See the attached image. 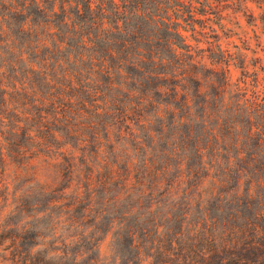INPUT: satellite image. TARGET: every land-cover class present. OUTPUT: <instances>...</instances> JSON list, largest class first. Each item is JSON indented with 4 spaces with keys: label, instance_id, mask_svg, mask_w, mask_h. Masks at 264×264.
<instances>
[{
    "label": "rangeland",
    "instance_id": "374dc122",
    "mask_svg": "<svg viewBox=\"0 0 264 264\" xmlns=\"http://www.w3.org/2000/svg\"><path fill=\"white\" fill-rule=\"evenodd\" d=\"M208 1L139 0L142 6L147 7V14H152L154 18L148 22L130 15L127 23L129 28L137 25V32L145 34V38L150 34L146 41L139 43V52H147L150 48L154 56L163 57L162 62L157 61L156 70L163 69L168 73L164 87L153 90V99L163 103L162 110L166 108L164 102L171 103V106L168 107V112L162 111L160 118H151L149 123L154 130L149 131L150 134L154 133L157 137L155 130H162L161 141L156 148L159 153L158 163H163L167 158L170 164L161 183L151 186L149 182L145 185L142 189L146 191L140 199H136L134 194L118 196L115 202L102 206L99 203L102 200L96 199L103 196L99 191L96 198L91 194L90 198L82 195L72 199V187L77 185L76 177L71 175V178H67L63 166L55 164L49 158L31 160L27 170L19 169L25 174L19 173L16 180L13 179L14 166H6L0 182V264H47L46 261L54 264H151L157 262L158 256L168 264H190L191 261L192 264H222V261L234 264L235 261L255 256L264 259V233H261V228L255 234L249 227L247 229L242 225L256 211V193L264 198V184H258L256 188L252 185V189H255L251 193L254 198H249L246 194L250 181L246 177L237 186L240 194L230 193L227 197L223 195L220 200L216 196L218 193L205 197L204 191H196L203 178L200 170L208 160L203 156L200 162V155L196 151L198 146H204L199 144L206 139L209 130L215 128L214 133L219 132L220 126L216 121H223L220 104L234 106L235 121L241 126H246V110L247 116L254 123H260V119H264V0ZM190 2L192 7L189 6ZM51 4L52 0L40 3L38 13L29 6L25 15L32 14L31 20L35 19L37 22H50L47 28L55 33V45L59 47L57 55L66 56L72 52V61L77 49L89 55L76 42L78 34L74 37L67 26L69 24L72 28L73 23H76V30L79 32L81 24L85 32L91 24L89 12L80 4L81 14L72 13V20L64 22L62 11L57 5L54 14L44 11L43 6ZM177 5L179 9L173 8ZM74 6L76 4L72 7ZM70 9L67 6L65 15L69 14ZM14 22L15 28L23 23L20 19ZM107 30L110 31V28ZM113 35L118 40V34L109 33L107 37L113 40ZM111 43L114 45L113 41ZM119 44H115L116 47ZM45 45L50 46V51L54 48L52 43ZM92 47H105L102 37L98 43L92 44L89 51ZM40 50L43 51L44 47ZM153 85H156V81ZM180 103L186 105L184 109L188 115L192 114L194 117L197 114L198 120L194 117L193 120L184 121L180 125L181 129L176 130L177 123L170 125V116L171 110L176 111ZM214 103L217 104L215 108ZM188 105L199 106L191 112L187 110ZM27 110L32 112L33 108L28 107ZM182 111L183 108L178 115ZM240 115L243 119H239ZM201 116L205 125L200 120ZM226 116H232V112H227ZM108 120V117H102L99 123L101 130ZM190 125L193 128V139L174 148L171 143L164 145L167 139L171 140L173 132V136H176L174 138L178 140L182 134L186 135ZM202 126L206 129L205 133H201ZM195 137L201 140L198 141ZM219 141L223 149V141ZM252 143L250 140L248 145L251 151ZM163 148L165 153L161 156ZM89 166L92 167V164ZM189 166L194 171L191 175ZM238 168L243 167L240 165ZM33 173L39 182L50 185L55 183L52 185L59 189L70 183V187L66 189L70 197L52 204L48 199L55 195L39 192L35 186L24 187V180H29ZM232 175L237 174L233 172ZM7 183L13 194L4 199ZM234 184V180H230L220 190H229ZM203 185L205 190L211 191V184ZM108 187L109 196L119 191V187L114 184ZM48 189L52 190L51 186ZM22 191L26 193L23 194ZM218 191L219 189L215 192ZM167 213L169 221L165 218L164 227L156 228L162 215ZM204 215L207 225H198L195 232L198 239L193 242L199 249L207 246L201 238L210 231L212 222H219V227L220 221H228L229 224L234 222L235 226L233 231L218 233V236L224 234V240H229L220 242L217 236L218 246L225 245V250L222 249L217 254L211 253L202 260L188 249L182 251L183 243L179 239L183 236H178L175 232L182 223L186 229L194 230L196 222ZM148 223H152L151 228L140 229L135 234L128 229V224L147 226ZM254 234L260 240L259 245L244 247L250 238L256 240Z\"/></svg>",
    "mask_w": 264,
    "mask_h": 264
},
{
    "label": "trees",
    "instance_id": "16d2710c",
    "mask_svg": "<svg viewBox=\"0 0 264 264\" xmlns=\"http://www.w3.org/2000/svg\"><path fill=\"white\" fill-rule=\"evenodd\" d=\"M46 1L49 0H0V182L6 166H14L13 179L16 180L19 173L25 174L21 170H27L31 160L44 157L63 166L67 178H71V175L76 177L77 185L72 187V199L82 195L90 198L91 194L96 198L98 191L103 194L102 198H96L102 200L99 202L102 206L115 202L118 196L134 194L136 199H140L146 191L142 188L149 182L151 186L155 183L159 185L170 169L167 158L161 164L157 161L159 153L156 148L161 141L162 130H155L157 137L154 133H149L152 130L149 124L151 118H160L162 111L168 112V107L171 106V103L164 102L166 108L162 110L163 103L153 99V90L164 87V80H167L168 73L163 69L156 70L157 61L162 62L164 58L154 56L150 48L147 52L140 53L139 43L146 41L150 34L145 38V34L137 32V25L129 28L127 24L130 15L148 22L154 16L147 14V7L142 6L139 0H52L51 5L43 6L44 11L54 14L57 5L62 11L64 22L72 20V13L81 14L80 4L90 14L91 24L85 32L81 24L79 32L76 30V23H73L72 28L67 24L74 37L78 34L76 42L89 52L87 55L77 49L72 61V52L66 56L56 54L59 47L55 45V33L47 28L50 22H37L35 19L31 20L32 14L25 15L29 6L38 13L40 3ZM73 4L76 6L72 7ZM67 6L71 9L65 15ZM189 6H193L192 2ZM173 8L180 7L177 5ZM176 13H179L178 10ZM19 19L23 23L15 28L14 21ZM109 33L118 34V40L114 35L113 40H110L107 37ZM101 37L105 47H92L89 51L92 44L98 43ZM45 43L54 45L52 51ZM115 44L119 46L116 47ZM42 47L43 51L40 50ZM128 80L131 82L128 83ZM155 81L156 85H153ZM216 105L214 103L213 107ZM198 106L188 105L187 110L192 112ZM28 107L33 108V111L27 110ZM185 107V104L180 103L176 111L171 110L170 125L176 122V130L181 129L180 125L184 121L193 120L194 117L198 120L197 114L194 117L192 114L188 115ZM220 107L223 109V121H216L220 126L219 132L214 133L213 128L209 130L206 139L195 137L198 141L201 140L199 145L204 144L198 146L196 151L200 155V162L203 156L208 159L200 170L203 178L196 191H204L205 197L218 193L216 196L220 200L223 195L227 197L230 193L240 194L237 186L246 177L250 178L246 194L249 198H254L251 194L255 190L252 185L256 188L258 184H264V119L261 118L260 123H254L247 116L246 110V126H241L235 121L234 106L220 104ZM182 108V113L178 115ZM227 112H232V116H226ZM103 116L109 120L104 122L101 130L99 123ZM239 119L243 117L240 115ZM200 120L205 125L202 116ZM191 129L192 125L188 127V133L182 134L179 140L174 138L176 136H173V132L171 140L167 139L163 144L171 143L173 148L179 144L183 146L184 142L194 137ZM205 131L202 126L201 133ZM219 140L223 141V149ZM250 140L253 142L252 151L248 147ZM162 153H165L164 148L161 156ZM240 165L242 169L238 168ZM188 170L190 175L194 172L190 166ZM233 172L237 175L233 176ZM230 180H234V186L229 190H220ZM204 183L211 184L210 192L205 190ZM52 184L39 182L33 173L22 185H31L30 188L35 186L39 192L55 195L48 199L52 204L70 197L69 192H66L70 183L60 189ZM111 184L119 187V191L113 196L108 195V186ZM9 185L6 184L4 199L13 194ZM50 186L52 190L48 189ZM256 194V211L252 217L242 222L243 226L247 229L249 227L255 234L258 228L264 233V198L258 192ZM165 218L169 221L168 213L162 215L156 228L164 227ZM151 224H128V229L135 234L140 229L151 228ZM198 225H207L205 215L196 222L194 230L186 229L182 223L175 234L183 236L179 239L183 243L182 251L188 249L205 260V256L225 250V245L221 247L217 244L218 233L233 231L235 223L220 221L219 227V222H212L210 231L201 238L207 246L201 249L193 243L198 239L195 233ZM185 234L187 237L184 238ZM255 234L253 236L256 240L250 238L244 247L259 245L260 240ZM223 235L218 236L219 241H229L224 240ZM46 263L54 264L48 261ZM192 263L191 261L190 264ZM221 263L227 264L223 261ZM151 264L168 262L158 256L157 262ZM234 264H264V259L255 256L235 261Z\"/></svg>",
    "mask_w": 264,
    "mask_h": 264
}]
</instances>
